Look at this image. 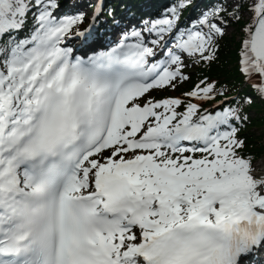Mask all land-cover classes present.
<instances>
[{
	"label": "snow or ice",
	"instance_id": "1",
	"mask_svg": "<svg viewBox=\"0 0 264 264\" xmlns=\"http://www.w3.org/2000/svg\"><path fill=\"white\" fill-rule=\"evenodd\" d=\"M193 3L131 13L115 46L84 58L66 46L86 35L83 13L0 0V264H249L264 252V153H245L240 135L264 107V0L242 30L248 91L214 113L149 98L187 81L189 61L215 60L225 14L242 18L221 3L182 25ZM216 91L201 80L186 95Z\"/></svg>",
	"mask_w": 264,
	"mask_h": 264
},
{
	"label": "trees",
	"instance_id": "2",
	"mask_svg": "<svg viewBox=\"0 0 264 264\" xmlns=\"http://www.w3.org/2000/svg\"><path fill=\"white\" fill-rule=\"evenodd\" d=\"M153 4L150 6L154 8L156 3H161L163 0H151ZM208 1V0H206ZM171 2L170 4H173ZM139 4V0H115L112 2H107L106 7L104 10L105 16L109 17V13L112 12L113 14H118L121 10L126 8L128 13H133L135 11L134 7H137ZM239 5L238 12L241 15V12L247 10L248 2L245 0H239L237 3ZM236 5V6H237ZM138 8V7H137ZM189 9V8H188ZM186 9L181 17V19L186 15ZM159 10V9H158ZM158 10H154L152 14L157 12ZM234 9H229V12L233 11ZM148 14V11L145 12ZM110 19H112L113 15H110ZM226 18L231 19V24L236 25L239 28L236 29L242 32V28L246 25L243 17L237 22L233 20L231 16L225 14ZM108 19V18H107ZM240 50V43L235 40L234 36L231 37H224L220 43L217 45V52H216V59L210 62H194L195 68L194 71L189 75L188 81L183 85H177L172 92L171 88L165 90H158L150 93L149 98H156L160 96H168L170 94L180 95L179 97L188 98L185 95L186 90L194 89L197 84L200 83L201 80H204L208 83H212L215 85L216 98L220 97H229L233 95H243L245 92L248 91L247 87L243 83V77L240 75L238 70V63L237 58ZM223 92V95L219 94ZM183 93V94H182ZM233 100V99H232ZM231 100V101H232ZM230 102L225 103L223 107H236L235 104ZM187 101H184L186 103ZM201 105H207L208 102L198 101ZM222 107V108H223ZM253 109H256V116H251L249 122L243 125V130L241 131L240 135L242 138H245L247 147L244 149L245 153L254 154L257 158L264 153V145H261V137L257 136L252 132L253 128H260L264 125V107L259 104L254 105L248 112H251ZM184 108L181 107L178 111H183ZM248 112H244V115H247Z\"/></svg>",
	"mask_w": 264,
	"mask_h": 264
},
{
	"label": "rangeland",
	"instance_id": "3",
	"mask_svg": "<svg viewBox=\"0 0 264 264\" xmlns=\"http://www.w3.org/2000/svg\"><path fill=\"white\" fill-rule=\"evenodd\" d=\"M237 1L238 0H225V2L223 3V5H225V4H229L230 5V8H233L236 4H237ZM246 1H248L249 2V5L251 6V4H252V2H253V0H246ZM94 5V4H93ZM92 11L93 10H91L90 8H88V7H85L84 8V13H85V16H86V18L85 19H89L90 17H91V15H92ZM252 16H253V13H251V11L250 10H248V11H246V12H244L243 13V18H244V20L246 21V20H250L251 18H252ZM217 23H219V21H217ZM239 27L238 26H236V25H229L228 23L225 25V35L223 36V37H231V36H234L235 37V40L236 41H239V39L240 38H242L243 37V35H245L244 33H243V31L241 32V34H240V31H238V30H236V29H238ZM255 111H257L256 109H253L252 111H251V113H252V115L251 116H256V112ZM252 132L254 133V134H256L257 136H260L261 137V142H260V144L262 145H264V125L262 126V127H260V128H253L252 129Z\"/></svg>",
	"mask_w": 264,
	"mask_h": 264
},
{
	"label": "bare ground",
	"instance_id": "4",
	"mask_svg": "<svg viewBox=\"0 0 264 264\" xmlns=\"http://www.w3.org/2000/svg\"><path fill=\"white\" fill-rule=\"evenodd\" d=\"M84 2H87V3H93V4H95V6H96L94 12L92 13L91 18L88 20V21H91V20H93V18H94V16H95V13H96V11H97V8H98V7L100 8V6H101V2H100V0H90V1H84ZM84 2H82V5L80 6V12H79V13H84V12H83V11H84V6H85ZM119 29H120L119 27H117V28H115V29H111V28L108 29L107 33H108V36L110 37V40H111L112 42L115 41V39H116V35L119 34ZM97 36H98V35H91V36H89L88 38L82 40V42H83V43H91V42L94 40V37H97ZM101 37H102V36H101Z\"/></svg>",
	"mask_w": 264,
	"mask_h": 264
}]
</instances>
